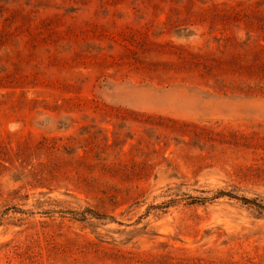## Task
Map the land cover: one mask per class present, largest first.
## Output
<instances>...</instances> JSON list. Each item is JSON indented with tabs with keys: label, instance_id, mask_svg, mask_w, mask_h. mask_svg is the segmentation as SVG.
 Returning <instances> with one entry per match:
<instances>
[{
	"label": "rangeland",
	"instance_id": "374dc122",
	"mask_svg": "<svg viewBox=\"0 0 264 264\" xmlns=\"http://www.w3.org/2000/svg\"><path fill=\"white\" fill-rule=\"evenodd\" d=\"M239 1L0 0V264H264V91L186 76Z\"/></svg>",
	"mask_w": 264,
	"mask_h": 264
},
{
	"label": "trees",
	"instance_id": "16d2710c",
	"mask_svg": "<svg viewBox=\"0 0 264 264\" xmlns=\"http://www.w3.org/2000/svg\"><path fill=\"white\" fill-rule=\"evenodd\" d=\"M226 10L221 15L226 19L223 32L230 30L227 23L233 21L234 27L244 26L247 38L240 42L229 34L213 37L219 43L217 49L207 45L187 56L186 76L212 81L226 91L236 84L264 91V0H242ZM196 14L204 16L205 22L212 14L218 17L221 13L213 7H201Z\"/></svg>",
	"mask_w": 264,
	"mask_h": 264
}]
</instances>
